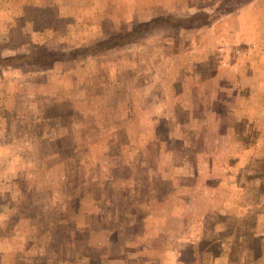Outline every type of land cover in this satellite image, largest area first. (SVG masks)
I'll return each instance as SVG.
<instances>
[{
  "label": "rangeland",
  "instance_id": "1",
  "mask_svg": "<svg viewBox=\"0 0 264 264\" xmlns=\"http://www.w3.org/2000/svg\"><path fill=\"white\" fill-rule=\"evenodd\" d=\"M0 264H264V0H0Z\"/></svg>",
  "mask_w": 264,
  "mask_h": 264
},
{
  "label": "trees",
  "instance_id": "2",
  "mask_svg": "<svg viewBox=\"0 0 264 264\" xmlns=\"http://www.w3.org/2000/svg\"><path fill=\"white\" fill-rule=\"evenodd\" d=\"M133 37H135L134 34L132 36H129V37L126 36L123 41H125V40L130 41V40L133 39ZM52 59H53L52 52H48L46 50L45 51H40L39 50V51L30 52V53H24V54L20 55L19 59H15L14 58L11 62H15V61H19V62H23V61H26V62H44L45 61L46 62V61H50ZM123 152H124L123 150H120L119 156H124ZM3 207L7 208V207H11V206L10 205L8 206L7 204L6 205L4 204V205H2V208ZM11 212L12 211H10L9 214ZM114 217H115L116 221L117 220H119L118 222L124 221L127 225H134L135 222H132V219H133V217L137 218L136 214L132 213L130 215L129 212H126V213L120 214V215L116 214V215H114ZM62 218H66L67 221L66 222H62L61 221ZM43 219H45V218H43ZM71 219H73V214L67 215V216H63V215L54 216L53 220L51 219L50 225L52 226V229L49 228L50 231H49V233H47L50 242L56 241V238L57 239L59 238V241L62 240V238H60L61 237L60 236V231L63 232L62 229L65 226L69 225L68 220H71ZM18 222H19V220H18ZM18 222H17V224H18ZM54 229L56 230V232L59 233V236H57L54 233ZM95 231H93V232H95ZM28 233H33V230H31V232H30V230H27V225L20 224V226L18 228H15L14 233H13L14 235H12V236H17V238H24V239L27 240V234ZM32 238H33L34 242H37L38 238H39V235L36 236V235L32 234L30 239H32ZM43 238H47L46 235H45V237L41 238V241H42Z\"/></svg>",
  "mask_w": 264,
  "mask_h": 264
},
{
  "label": "crops",
  "instance_id": "3",
  "mask_svg": "<svg viewBox=\"0 0 264 264\" xmlns=\"http://www.w3.org/2000/svg\"><path fill=\"white\" fill-rule=\"evenodd\" d=\"M254 1V0H253ZM256 4V2H251V3H249V5L250 6H253L254 7V5ZM245 17H248V16H245Z\"/></svg>",
  "mask_w": 264,
  "mask_h": 264
}]
</instances>
